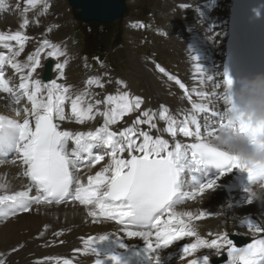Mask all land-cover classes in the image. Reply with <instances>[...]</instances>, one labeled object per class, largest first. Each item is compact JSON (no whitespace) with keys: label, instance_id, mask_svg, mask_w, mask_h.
Returning <instances> with one entry per match:
<instances>
[{"label":"bare ground","instance_id":"bare-ground-1","mask_svg":"<svg viewBox=\"0 0 264 264\" xmlns=\"http://www.w3.org/2000/svg\"><path fill=\"white\" fill-rule=\"evenodd\" d=\"M18 1V15L23 19L19 30H14L9 14L12 3L0 0V108L9 109L0 110V137L5 139L0 147L3 264H103L115 259L164 264L175 255L167 250L172 247L179 252L174 264H210L217 252L203 241L205 226L190 225L201 211L193 204L200 202L204 189L194 190L189 183L213 186L216 179L224 178L230 194L240 184L242 191L249 186L253 192L264 191L262 136L257 129H248L232 100L242 99L247 108L264 106V34L257 37L260 47L246 48V57L253 62L237 68L236 89H227L225 71L230 19L243 0H216L209 19L202 16L200 0H173L178 2L179 29L187 37L191 28L196 32L189 37L184 59L176 57L184 62L182 76L162 74L152 66L146 70L136 62V73L126 77L129 84L123 82L117 96L106 92L104 97L96 86V78L103 80L100 70L82 81L73 65L56 67L51 82L41 79L46 58L68 62L67 47L63 50L60 39L45 38L38 25L28 24L30 9L24 8V0ZM258 2L262 21L264 0ZM25 40L24 55L19 50L20 63H13L14 75L7 74L2 68L7 53L4 43L12 41L21 47ZM135 74L143 77L132 79ZM144 79L147 90L141 87ZM102 86L107 87L105 82ZM207 104L215 112L204 111ZM45 123L60 137L58 148L65 165L61 187L67 191L61 201H55L54 190L30 173ZM207 146L225 151L231 158L229 166L206 175L198 151ZM160 164L172 172L168 201L154 216L155 227L132 228L126 224L130 215L126 196L142 189L152 167ZM141 165L145 170L123 192V181L133 178L134 169ZM115 192L124 195L115 199ZM251 250L242 257L243 264L259 261L252 258Z\"/></svg>","mask_w":264,"mask_h":264},{"label":"rangeland","instance_id":"rangeland-1","mask_svg":"<svg viewBox=\"0 0 264 264\" xmlns=\"http://www.w3.org/2000/svg\"><path fill=\"white\" fill-rule=\"evenodd\" d=\"M39 1L44 2L45 0H38L37 3L35 2L32 5H26L31 8L29 16H27V22H31L33 24L38 23V27L43 29L49 38L54 37L58 41L60 39L62 48L63 41L67 40L70 44L71 36L73 35L72 43L74 45L68 48V62H74L75 66H73V68L75 69V73L81 77L80 79L82 81L83 79L85 80L89 78L90 74L98 69L95 67L100 64V62H102V67L99 70L101 73H103V80L100 77L96 78V86L99 88L98 92L102 97H104L103 94L106 92H110L112 95L117 96L118 91L120 90V85H122L123 82H127L129 84L126 77L131 75L132 72L136 73V67H139L135 65L136 62L140 63V67H146V70L152 66L153 69L161 72L162 74H175L176 76H182V66L184 62H181V59L176 57L180 56L184 59L186 52L185 41L182 31L177 25V8H174L175 2L173 0H126L127 11L124 18L114 24L115 33H113L112 37H115V39L117 38L116 41L118 46H116L115 49H110L109 53L102 55L101 59L103 60L90 61V63H92L90 65L84 64L86 61L91 60V58L85 55H83L81 58L84 63L80 61L81 64L78 65V58L80 57L81 52L80 34L75 30L76 21L73 19L71 7H69L66 0H46V6L43 9H40L42 2L40 4ZM24 2H28V0H24ZM199 4L204 15H210V10L207 9L209 6H211L210 1H205L204 3L202 0H200ZM13 5L16 6V3ZM23 6H25V4ZM16 15L17 14H13V19H15ZM7 16L10 17L9 15ZM32 18H35V21H31ZM195 23L198 25V21ZM174 24L176 27L173 26ZM23 51L24 48L20 50V53L23 54ZM12 56L15 57L18 55L13 54L11 57ZM58 60L59 62H57V67H63L64 64L61 63L63 62L62 58H59ZM12 66V59L9 58L6 68ZM94 69L96 70L93 71ZM14 73L15 72L13 71V73L10 75H14ZM140 77L143 76H137L135 74L134 78L132 79ZM103 82H105L107 85L106 89H104L102 86ZM141 83V87L147 90L148 86H146L145 79ZM147 93L150 94L148 91ZM6 109L9 110L6 106L2 109L0 108L2 111H7ZM215 110L216 108L210 104H207L204 108V111L210 113L215 112ZM94 155H97V153ZM91 159V161L94 160L93 157H91ZM96 159L98 158H95V160ZM234 177L235 178H233L232 181L235 182L237 180V175ZM223 179H216L213 186L212 184H205L204 182L199 181H194L193 184L195 185L189 183L190 186L194 187V190L204 189V194L201 196L200 202H195L193 204V207H198L201 209V211H197L198 216L195 218L196 220H191L190 225L205 226L206 235L204 236L203 241H205V243L210 246L211 249L216 250L217 252L216 255L209 259L210 264H213L212 259L214 257L221 256L222 251L226 252L227 261L221 264H243L241 261L242 257L246 255L247 251L250 249H252L251 251L253 259L259 257V261L252 264H264V191H257L258 189H256L255 192H253V186L248 187L250 191H242V184H240V186L235 185L234 190H232V193L230 194L227 192L226 187H224L225 185L222 182ZM224 205L228 207L226 208ZM227 233H236L248 236L250 238V242L243 247L236 248L233 243L228 240ZM192 239L194 241V238ZM160 250L161 249L159 248V251ZM167 250L171 253H174L175 258H169L168 262L164 264H174L176 257H179L178 248L172 247ZM161 251H163V249ZM3 261H5V259L3 258L0 251V264H3Z\"/></svg>","mask_w":264,"mask_h":264},{"label":"water","instance_id":"water-1","mask_svg":"<svg viewBox=\"0 0 264 264\" xmlns=\"http://www.w3.org/2000/svg\"><path fill=\"white\" fill-rule=\"evenodd\" d=\"M72 7L74 17L80 21L88 23L92 27L99 25L113 24L118 19H122L126 11L125 0H68ZM53 61L47 60L44 63L43 79L49 81L52 77ZM238 247L246 244L249 239L237 235H229ZM226 259L223 256L220 259H213L217 264Z\"/></svg>","mask_w":264,"mask_h":264},{"label":"trees","instance_id":"trees-1","mask_svg":"<svg viewBox=\"0 0 264 264\" xmlns=\"http://www.w3.org/2000/svg\"><path fill=\"white\" fill-rule=\"evenodd\" d=\"M113 31V27L109 25L101 26L93 31L94 33H97L101 36V41L95 42V45L93 46L94 48H92V54L95 53L97 50H100V54L108 53V47L110 46V38L113 34Z\"/></svg>","mask_w":264,"mask_h":264}]
</instances>
